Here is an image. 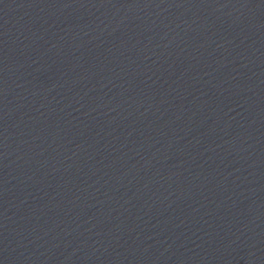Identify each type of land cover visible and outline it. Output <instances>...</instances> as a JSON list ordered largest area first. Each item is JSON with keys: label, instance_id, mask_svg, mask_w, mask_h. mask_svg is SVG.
Returning <instances> with one entry per match:
<instances>
[{"label": "water", "instance_id": "obj_1", "mask_svg": "<svg viewBox=\"0 0 264 264\" xmlns=\"http://www.w3.org/2000/svg\"><path fill=\"white\" fill-rule=\"evenodd\" d=\"M0 264H264V0H0Z\"/></svg>", "mask_w": 264, "mask_h": 264}]
</instances>
